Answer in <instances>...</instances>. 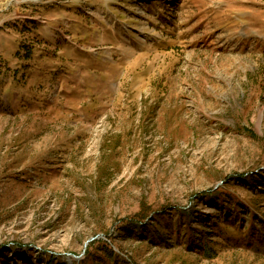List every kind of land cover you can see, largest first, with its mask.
Segmentation results:
<instances>
[{
  "label": "rangeland",
  "instance_id": "obj_1",
  "mask_svg": "<svg viewBox=\"0 0 264 264\" xmlns=\"http://www.w3.org/2000/svg\"><path fill=\"white\" fill-rule=\"evenodd\" d=\"M0 264H264V0H0Z\"/></svg>",
  "mask_w": 264,
  "mask_h": 264
},
{
  "label": "trees",
  "instance_id": "obj_2",
  "mask_svg": "<svg viewBox=\"0 0 264 264\" xmlns=\"http://www.w3.org/2000/svg\"><path fill=\"white\" fill-rule=\"evenodd\" d=\"M183 216H185V214L183 213Z\"/></svg>",
  "mask_w": 264,
  "mask_h": 264
},
{
  "label": "water",
  "instance_id": "obj_3",
  "mask_svg": "<svg viewBox=\"0 0 264 264\" xmlns=\"http://www.w3.org/2000/svg\"><path fill=\"white\" fill-rule=\"evenodd\" d=\"M92 240H90V242H91Z\"/></svg>",
  "mask_w": 264,
  "mask_h": 264
}]
</instances>
